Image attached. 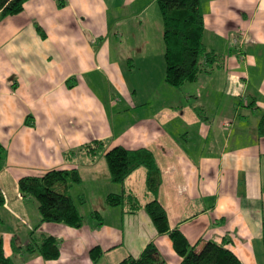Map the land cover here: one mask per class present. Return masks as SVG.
<instances>
[{"label":"crops","instance_id":"obj_1","mask_svg":"<svg viewBox=\"0 0 264 264\" xmlns=\"http://www.w3.org/2000/svg\"><path fill=\"white\" fill-rule=\"evenodd\" d=\"M154 4L28 0L0 21V238L15 264H120L150 241L166 264H179L143 207L107 203L110 193H132L142 205L153 197L143 166L123 183L111 180L105 154L116 145L153 153L158 200L196 249L213 240L243 264H264V0H201L203 40L222 63L180 87L165 81V68L131 65L159 50ZM111 9L126 23H112ZM95 140L102 143L87 152ZM72 168L81 182L67 193L82 226L40 222L19 179ZM42 234L56 238L59 257L25 250ZM94 247L102 252L95 259Z\"/></svg>","mask_w":264,"mask_h":264},{"label":"trees","instance_id":"obj_2","mask_svg":"<svg viewBox=\"0 0 264 264\" xmlns=\"http://www.w3.org/2000/svg\"><path fill=\"white\" fill-rule=\"evenodd\" d=\"M28 0H0V21L8 15L23 10ZM163 24V40L165 44V81L180 87L185 82L194 81L202 72L209 73L222 63V57L208 49L204 43V14L201 0H157ZM62 2H60V5ZM258 134L264 136V114L258 126ZM95 140L84 146L87 152H93L101 144ZM5 148L0 143V168L3 165ZM111 180L123 183L137 168H146V189L152 198L140 204L132 193H110L106 201L110 205L130 203L133 210L143 207L150 216L159 234H167L172 246L181 257L179 264H243L237 255L223 243L206 241L196 249L182 231L171 227L168 214L158 200L157 193L161 184V173L153 153L147 148L127 149L122 145L110 148L105 154ZM81 182V175L75 168L52 169L41 176L25 175L19 181V189L23 196L33 197L38 202L40 222H58L78 228L83 224V215L67 189L74 183ZM58 186L63 188L58 189ZM4 204V194L0 189V207ZM92 216L99 217L94 211ZM2 217L0 214V223ZM26 251H38L46 259H55L60 255L58 241L51 235L42 234L39 239L31 237L25 246ZM98 247L90 251L93 259L101 254ZM0 264H15L6 255L0 238ZM120 264H166L160 251L150 241L138 257L127 256Z\"/></svg>","mask_w":264,"mask_h":264},{"label":"rangeland","instance_id":"obj_3","mask_svg":"<svg viewBox=\"0 0 264 264\" xmlns=\"http://www.w3.org/2000/svg\"><path fill=\"white\" fill-rule=\"evenodd\" d=\"M117 1H118V3L120 2V0H117ZM154 6H155V8H158V10H159L157 0H155ZM123 15H124V12L122 11L119 16H116L115 13L113 14V10L111 9V17H112V19H114V21H112V23H114L116 25L117 21H119V20H115V18H117V19L120 18L122 20L123 24L126 23V19L123 17ZM119 22H121V21H119ZM161 23H162V20H161ZM114 30L115 29H113V32H114ZM154 38H155L154 47H156L157 40L159 38V44H160V46L158 48L159 50H157V48H156L152 55H148L145 57H136L135 60H131L132 61L131 65H133L135 62H137L138 63L137 68H166L165 59H164L165 44H164V40H163V26H162V31L158 32V30H157L155 32ZM128 63H129L128 62V56H126L125 57L126 68L128 66Z\"/></svg>","mask_w":264,"mask_h":264}]
</instances>
